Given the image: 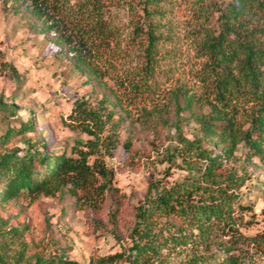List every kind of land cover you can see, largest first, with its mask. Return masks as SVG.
<instances>
[{"label":"rangeland","instance_id":"obj_1","mask_svg":"<svg viewBox=\"0 0 264 264\" xmlns=\"http://www.w3.org/2000/svg\"><path fill=\"white\" fill-rule=\"evenodd\" d=\"M222 3L0 0V137L7 127L19 128L27 120L35 126L25 135L12 136L5 147H23L27 138L59 152L69 151L78 139H92L72 118L73 102L81 97L95 101L104 94L116 102V119L122 116L119 137L133 140L130 151L118 147L104 158L114 171L117 192L100 189L103 179L98 177L75 196L68 191L25 194L0 202V250L6 264L57 254L89 264L122 251V244L133 245L136 210L147 202L150 183L169 185L186 175L181 158L172 154L180 134L193 136V116L207 113L213 101L205 78L210 63L205 47L219 32ZM47 19L51 31L43 24ZM258 21L263 23L264 16ZM57 36L67 38L98 77L88 80L75 71L71 52ZM177 102L181 115L188 116L181 131L173 124ZM10 105L16 107L14 113ZM233 105L237 126L249 127L254 103ZM245 163L247 178L240 189L249 204L240 223L245 239L233 245L229 235H216L209 245L163 249L150 264H173L225 248L240 254L241 264H264V164L259 159Z\"/></svg>","mask_w":264,"mask_h":264},{"label":"trees","instance_id":"obj_2","mask_svg":"<svg viewBox=\"0 0 264 264\" xmlns=\"http://www.w3.org/2000/svg\"><path fill=\"white\" fill-rule=\"evenodd\" d=\"M260 16H264V0H223L219 32L212 34L205 47L210 59L205 78L211 85L213 101L207 113L193 116V136L180 134L179 146L172 154L181 158L186 175L169 185L151 182L147 202L136 210L130 234L133 245L128 248L122 244V251L98 257L92 261L94 264L119 260L126 264H150L163 249L176 251L209 245L216 235H229L233 245L245 239L240 226L242 212L249 209L240 194L247 178L245 162L259 159L264 164V22L258 21ZM43 24L52 30L49 19ZM57 42L71 52L75 71L90 77L88 80L98 77L67 38L57 36ZM9 69L17 74L14 67ZM244 101L254 103L247 128L237 126L232 115V109H236L233 103ZM73 103L72 118L92 139H78L69 151L51 152L46 143L27 138L23 147L6 148L12 136L25 135L34 131L35 126L27 120L19 128H6L0 137V202L25 194L32 197L68 191L75 196L78 189H86L98 177L103 179L100 189L118 191L113 186L114 171L104 158L118 147L130 151L133 140L131 136L125 141L119 137L123 120L122 116L116 119V102L104 94L95 101L81 97ZM179 105L177 102V119L173 124L181 131V121L188 116L181 115ZM189 107L188 103L185 108ZM8 110L14 113L16 107L10 105ZM242 148L246 151L242 152ZM200 262L241 264V257L225 248L173 264ZM0 264H6L1 250ZM28 264L86 263L57 254L35 256Z\"/></svg>","mask_w":264,"mask_h":264}]
</instances>
